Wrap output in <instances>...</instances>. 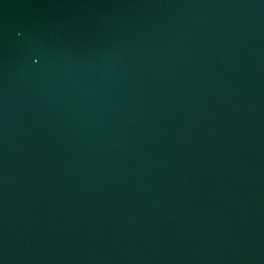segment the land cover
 Masks as SVG:
<instances>
[{"label": "water", "instance_id": "95a60500", "mask_svg": "<svg viewBox=\"0 0 264 264\" xmlns=\"http://www.w3.org/2000/svg\"><path fill=\"white\" fill-rule=\"evenodd\" d=\"M0 264H264V0H0Z\"/></svg>", "mask_w": 264, "mask_h": 264}]
</instances>
